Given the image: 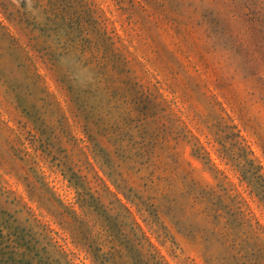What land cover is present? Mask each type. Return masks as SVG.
Segmentation results:
<instances>
[{"label": "rangeland", "instance_id": "374dc122", "mask_svg": "<svg viewBox=\"0 0 264 264\" xmlns=\"http://www.w3.org/2000/svg\"><path fill=\"white\" fill-rule=\"evenodd\" d=\"M0 264H264V0H0Z\"/></svg>", "mask_w": 264, "mask_h": 264}]
</instances>
